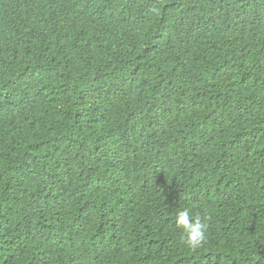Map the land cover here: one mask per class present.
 <instances>
[{
	"label": "trees",
	"instance_id": "trees-1",
	"mask_svg": "<svg viewBox=\"0 0 264 264\" xmlns=\"http://www.w3.org/2000/svg\"><path fill=\"white\" fill-rule=\"evenodd\" d=\"M0 264H264V0H0Z\"/></svg>",
	"mask_w": 264,
	"mask_h": 264
},
{
	"label": "clouds",
	"instance_id": "clouds-1",
	"mask_svg": "<svg viewBox=\"0 0 264 264\" xmlns=\"http://www.w3.org/2000/svg\"><path fill=\"white\" fill-rule=\"evenodd\" d=\"M175 224L181 229L183 242L190 250L199 249L206 242L208 224L200 216H193L190 209L178 210Z\"/></svg>",
	"mask_w": 264,
	"mask_h": 264
}]
</instances>
